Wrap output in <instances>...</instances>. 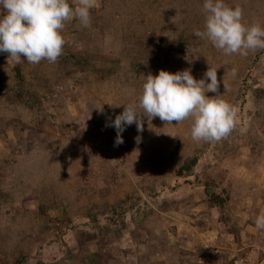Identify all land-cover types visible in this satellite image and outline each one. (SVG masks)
Returning <instances> with one entry per match:
<instances>
[{"label":"rangeland","instance_id":"obj_1","mask_svg":"<svg viewBox=\"0 0 264 264\" xmlns=\"http://www.w3.org/2000/svg\"><path fill=\"white\" fill-rule=\"evenodd\" d=\"M224 2L264 27V0ZM203 3L98 0L89 27L65 23L58 62L0 52V264L264 260V50L225 55L195 36ZM208 67L238 109L228 137L194 141L192 118L142 117L115 144L106 124L138 103L148 74L199 80Z\"/></svg>","mask_w":264,"mask_h":264},{"label":"clouds","instance_id":"obj_2","mask_svg":"<svg viewBox=\"0 0 264 264\" xmlns=\"http://www.w3.org/2000/svg\"><path fill=\"white\" fill-rule=\"evenodd\" d=\"M76 5L71 7L68 0H0V9L4 10L0 13V52L7 53L16 63H21L22 57L29 64L42 60L58 62L65 45V23L75 18L87 28L91 25L90 9L99 6L98 0H76ZM203 9L204 30H195V36L206 38L225 55L246 56L250 50H264V27L244 23L240 6L230 7L224 0H204ZM232 74H236V69H232ZM219 86L214 67H208L199 80L190 69L148 74L138 103L122 104L123 112L106 126L116 129L115 144L119 145L123 143L121 133L125 126L135 124L138 132L143 131L142 117H158L167 124L192 118L194 141L219 142L233 132L238 118V109L222 98ZM207 92L216 95L210 97ZM136 140L139 143L140 137ZM255 225L264 230V214L256 217Z\"/></svg>","mask_w":264,"mask_h":264},{"label":"trees","instance_id":"obj_3","mask_svg":"<svg viewBox=\"0 0 264 264\" xmlns=\"http://www.w3.org/2000/svg\"><path fill=\"white\" fill-rule=\"evenodd\" d=\"M195 163H196L195 159L191 160V162H190V164L193 165V166L195 165Z\"/></svg>","mask_w":264,"mask_h":264},{"label":"built area","instance_id":"obj_4","mask_svg":"<svg viewBox=\"0 0 264 264\" xmlns=\"http://www.w3.org/2000/svg\"><path fill=\"white\" fill-rule=\"evenodd\" d=\"M259 264H264V260H262Z\"/></svg>","mask_w":264,"mask_h":264},{"label":"water","instance_id":"obj_5","mask_svg":"<svg viewBox=\"0 0 264 264\" xmlns=\"http://www.w3.org/2000/svg\"><path fill=\"white\" fill-rule=\"evenodd\" d=\"M207 193L211 194L212 192H211L210 190H208V192H207Z\"/></svg>","mask_w":264,"mask_h":264}]
</instances>
